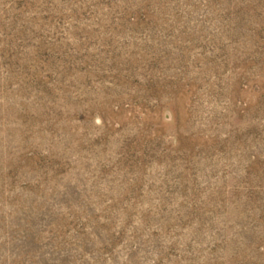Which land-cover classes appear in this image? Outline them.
<instances>
[{
  "label": "rangeland",
  "instance_id": "obj_1",
  "mask_svg": "<svg viewBox=\"0 0 264 264\" xmlns=\"http://www.w3.org/2000/svg\"><path fill=\"white\" fill-rule=\"evenodd\" d=\"M0 264H264V0H0Z\"/></svg>",
  "mask_w": 264,
  "mask_h": 264
}]
</instances>
